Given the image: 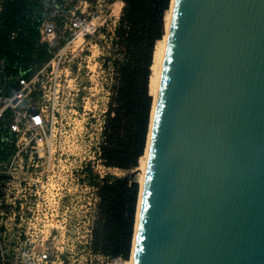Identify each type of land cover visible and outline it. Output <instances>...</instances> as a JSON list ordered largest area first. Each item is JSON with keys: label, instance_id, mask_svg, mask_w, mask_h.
I'll return each mask as SVG.
<instances>
[{"label": "water", "instance_id": "95a60500", "mask_svg": "<svg viewBox=\"0 0 264 264\" xmlns=\"http://www.w3.org/2000/svg\"><path fill=\"white\" fill-rule=\"evenodd\" d=\"M148 134L132 264H264V0L173 1Z\"/></svg>", "mask_w": 264, "mask_h": 264}, {"label": "built area", "instance_id": "2783aa9c", "mask_svg": "<svg viewBox=\"0 0 264 264\" xmlns=\"http://www.w3.org/2000/svg\"><path fill=\"white\" fill-rule=\"evenodd\" d=\"M35 2L41 15L29 61L11 64L0 58V264H79L73 258L78 243L85 253L81 264H90L91 257L98 264H124L120 256L92 253V217L79 211L82 189L96 191L81 174L89 170L103 177L92 167L95 161L104 168L98 149L102 122L93 160L60 146L78 137L66 136L76 114L73 62L85 58L86 45L114 47L123 2ZM91 200L97 202V196Z\"/></svg>", "mask_w": 264, "mask_h": 264}, {"label": "trees", "instance_id": "16d2710c", "mask_svg": "<svg viewBox=\"0 0 264 264\" xmlns=\"http://www.w3.org/2000/svg\"><path fill=\"white\" fill-rule=\"evenodd\" d=\"M122 2L113 43L117 55L112 60L114 83L103 116L102 142L98 149L104 168L129 172L138 167L144 146L146 148L153 51L164 34L160 15L169 9L170 0ZM1 14L0 58L11 64L26 65L37 39L39 7L35 0H3ZM11 32L14 36L9 40ZM36 54L41 61L43 49ZM0 149L4 147L0 145ZM88 184L96 188L98 199L91 226L92 253L120 256L123 261H128L139 185L130 176L113 175H104L100 179L93 175Z\"/></svg>", "mask_w": 264, "mask_h": 264}, {"label": "rangeland", "instance_id": "374dc122", "mask_svg": "<svg viewBox=\"0 0 264 264\" xmlns=\"http://www.w3.org/2000/svg\"><path fill=\"white\" fill-rule=\"evenodd\" d=\"M164 12L161 14L162 18V29L163 27V16ZM162 31V33H163ZM163 36V35H162ZM85 58L81 61H74L75 72L73 74V84L77 90L76 96H73L72 103L75 105L76 114L72 117L73 128H69L70 131L66 130V136L75 137V141L65 140L60 142V146L67 147L68 149L78 157H84L93 160V154L95 150V138L103 121L104 112L107 107L108 97L111 87L114 83V75L112 74V60L117 55L115 54L114 47L111 44L102 45V47H96L93 44L85 46ZM149 90V87H148ZM150 95V94H149ZM138 167L129 172H123L118 169H102L100 167H95V161H93V171L98 172L100 176L113 175L115 177H125L130 176L135 179L140 185L141 183V170ZM80 175V174H79ZM82 181L88 183L89 178L95 175L91 171H85ZM80 183V182H79ZM86 186V185H85ZM94 187V186H93ZM86 189L81 191L80 199H82V204L79 211L88 213L90 218L96 217V205L97 202L94 200L92 203L91 198L96 195V191ZM95 188V187H94ZM84 221V220H81ZM81 222H77V228H80ZM92 226V225H91ZM75 263L81 264L85 258V253L82 250V245L77 244L73 250ZM91 257V256H90ZM87 258V257H86ZM96 257L90 258V264H98ZM88 259V258H87Z\"/></svg>", "mask_w": 264, "mask_h": 264}, {"label": "bare ground", "instance_id": "6f19581e", "mask_svg": "<svg viewBox=\"0 0 264 264\" xmlns=\"http://www.w3.org/2000/svg\"><path fill=\"white\" fill-rule=\"evenodd\" d=\"M173 1L174 0H170L169 9L167 11H165L164 16H163L164 34H163L161 40L156 42L155 47H154V51H153L151 75H150L149 86H148L149 87V94L152 97V106H151L150 119H149V131H150V127H151L154 103L156 101V95H157L158 85H159V81H160V74H161V70H162L164 52H165L166 43H167L168 30H169L170 18H171V13H172ZM148 140H149V134H148V139L146 142V148H145L144 155L139 161V169L141 170V178L142 179H141V183L139 185V196H138L136 217H135V224H134V231H133L132 250H131V255H130L129 260L124 261V264H132V261H133V249H134V238H135V231H136V221H137V215H138V209H139V203H140V195H141V191H142V184H143L144 173H145V165H146L147 150H148Z\"/></svg>", "mask_w": 264, "mask_h": 264}]
</instances>
